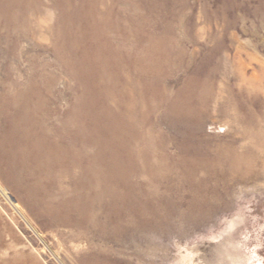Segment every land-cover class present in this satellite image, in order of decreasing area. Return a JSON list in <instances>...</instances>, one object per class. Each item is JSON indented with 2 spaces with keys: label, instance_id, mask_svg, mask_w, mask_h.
Masks as SVG:
<instances>
[{
  "label": "rangeland",
  "instance_id": "obj_1",
  "mask_svg": "<svg viewBox=\"0 0 264 264\" xmlns=\"http://www.w3.org/2000/svg\"><path fill=\"white\" fill-rule=\"evenodd\" d=\"M0 264H264V0H0Z\"/></svg>",
  "mask_w": 264,
  "mask_h": 264
}]
</instances>
